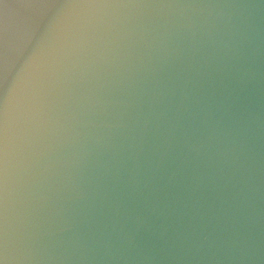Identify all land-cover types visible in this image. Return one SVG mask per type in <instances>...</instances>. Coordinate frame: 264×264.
Listing matches in <instances>:
<instances>
[{
    "label": "water",
    "instance_id": "95a60500",
    "mask_svg": "<svg viewBox=\"0 0 264 264\" xmlns=\"http://www.w3.org/2000/svg\"><path fill=\"white\" fill-rule=\"evenodd\" d=\"M0 264H264V0H0Z\"/></svg>",
    "mask_w": 264,
    "mask_h": 264
}]
</instances>
